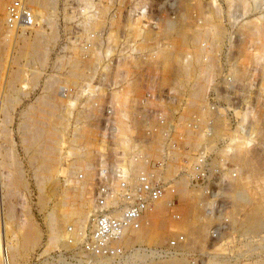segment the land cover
Here are the masks:
<instances>
[{
    "label": "rangeland",
    "instance_id": "obj_1",
    "mask_svg": "<svg viewBox=\"0 0 264 264\" xmlns=\"http://www.w3.org/2000/svg\"><path fill=\"white\" fill-rule=\"evenodd\" d=\"M10 1L6 0V7ZM54 2H39L31 6L35 17L33 22L36 24H32L33 28L27 25L30 28L25 32V38L30 41L41 38L42 45L47 48L42 60L36 58L30 61L22 56L24 41L20 39L14 44L13 35L7 34L3 27L6 7L0 15L1 71L9 69L11 74L22 72L23 83L17 86L25 84L20 91L27 92V95L20 93V101L14 109L10 124V140L13 139L26 175V190L18 188L12 197L15 212L12 226L24 231L28 224L33 223L40 231L38 245L28 252L24 260L15 264H60L61 259L71 264L80 263V258H75L74 253L83 239L65 248L57 245L49 238L51 224L48 217L57 208L58 199L69 201L71 207L83 209L91 216L90 209L98 194L94 183L100 165L97 167L96 161L103 148L106 153L112 151L117 156H120L121 151L128 153L131 162L129 169L136 166L133 168L136 174L145 170L152 171L157 177L152 179L162 188L160 195L163 199L168 198L165 214L172 222L164 231L162 244L136 243L128 247L129 252L143 246L153 251L150 256L157 255L156 259H167L177 254L186 257L191 264H213L214 257L218 260H238L245 264H259L263 261L264 250L253 252L247 249L264 245V232L258 237L242 232L238 223L248 206L245 208L241 203H236L232 194H228L227 187L233 188L237 184L251 197H256L258 190L264 189V0ZM205 18L209 19L208 23L203 21ZM171 21L173 26L169 24L167 27ZM217 27L223 31L222 39L219 40L213 34ZM200 48L202 55L197 56ZM185 64L187 67L191 64L188 77V74H184ZM202 66L207 69L200 75ZM197 68L199 76L196 75ZM191 87L196 88L193 89L195 92L199 89L197 97L190 93ZM62 88H65L66 97L60 94ZM48 93L52 99L44 97ZM48 102L52 103L49 105ZM39 103L44 106L40 104L38 110L36 107ZM32 105H35L33 111ZM27 109L34 122L38 120L41 127L42 124L45 127V124L46 130H51L52 135L59 140L55 144L58 158L55 162L58 164L54 162L57 172H54L55 192L52 194V183L40 186L39 172L35 169L39 170L38 162L31 163L29 160L33 149H26L25 156L21 136L17 131L21 113ZM112 117H115L117 129H120L117 135L119 139L111 135V123L108 121H114ZM51 123L62 126L58 125L54 127L58 130H54L50 128ZM134 139L137 145L133 143ZM74 147H81L80 151L84 153L78 156L79 159L76 158ZM136 153L140 155L138 159L142 164L136 161ZM142 155L146 156L143 158ZM213 159L220 161L214 163ZM117 166V162L112 164V168ZM113 172L117 173L114 169ZM180 177H185L188 183L187 200L176 189L175 181ZM66 187H70L69 200L62 199ZM76 187L79 189L75 190ZM100 187L101 184L98 185ZM48 191L51 195L42 206L39 198L43 193L48 194ZM195 193L197 196L194 197ZM193 200L202 204L209 203L207 210L211 218L207 220L208 216L205 215L201 220L206 224L204 242L197 244L193 250L176 249V243L186 239L189 227L186 230L187 227L177 221L180 219L171 218L172 212L180 211L182 216L187 204L190 206ZM69 203L66 202V205ZM202 209L205 211V208ZM89 238L84 240L82 247L90 246ZM81 261L85 263L86 259Z\"/></svg>",
    "mask_w": 264,
    "mask_h": 264
},
{
    "label": "bare ground",
    "instance_id": "obj_2",
    "mask_svg": "<svg viewBox=\"0 0 264 264\" xmlns=\"http://www.w3.org/2000/svg\"><path fill=\"white\" fill-rule=\"evenodd\" d=\"M18 0H11L9 4L6 5V0H0V15L4 12L5 8V16L2 19L3 20V27L6 29V33L9 35H13L14 39V44H16L20 39L24 41V47L25 50L22 51V56L30 59H39L42 60L44 59V55L46 54V49L44 48L45 46L42 45L40 41V37L38 39H35V41H30L29 39L25 38L26 37V29L30 28V26L22 24L12 25L10 24L11 22L8 21V15L10 14V10L12 6H14ZM46 3H54L55 0H19V2H22L24 5L23 8H27L32 12L33 16V8L31 7L35 3L39 2H45ZM122 1V0H121ZM8 3V2H7ZM47 3V4H48ZM44 4V3H42ZM36 7V6H35ZM42 8V7H41ZM51 8V7H50ZM40 9V8H38ZM36 9V10H38ZM53 9V8H52ZM41 11V10H40ZM49 11V10H48ZM50 12V11H49ZM205 12V11H204ZM47 13V12H46ZM202 13V12H201ZM206 13V12H205ZM38 16V13H36ZM35 14V15H36ZM213 14V13H212ZM40 15V14H39ZM46 16V14H45ZM44 16V17H45ZM2 18V17H0ZM116 18V17H114ZM210 18V17H209ZM33 21H35V17H32ZM111 19V18H110ZM109 19V20H110ZM201 19V18H200ZM1 20V19H0ZM113 20V19H112ZM132 20V19H131ZM130 20V21H131ZM208 18L203 21L208 23ZM5 22V23H4ZM37 22V21H36ZM170 22V21H168ZM200 22V21H199ZM210 22V21H209ZM35 23V22H33ZM32 23V24H33ZM172 23V24H171ZM168 23L170 26H173V22ZM2 24V23H1ZM6 24V25H4ZM31 24V25H32ZM36 24V23H35ZM34 24V25H35ZM38 24V22H37ZM206 24V23H205ZM210 24H214L211 23ZM217 25V24H216ZM220 25V24H219ZM218 25V26H219ZM2 26V25H1ZM38 26V25H37ZM51 26V25H50ZM33 28V25L31 26ZM35 27V26H34ZM40 27V25H39ZM38 27V28H39ZM125 27V26H124ZM137 27V26H136ZM1 27V29H4ZM37 29V28H36ZM54 29V28H53ZM56 29V28H55ZM110 29V28H109ZM118 29V28H117ZM243 29V28H242ZM260 29V28H259ZM122 30V29H121ZM258 30V29H257ZM35 31V30H34ZM51 31V30H50ZM31 32V31H30ZM42 31H40L41 33ZM54 32V31H53ZM129 32V31H128ZM150 32V31H149ZM203 32V31H202ZM261 32V31H260ZM39 33V32H38ZM201 34V32H198ZM6 34V36H7ZM123 34V33H122ZM129 34V33H127ZM133 34V32H132ZM207 34V33H206ZM214 38H218V40L222 37L223 31L217 27V31H215ZM37 35V34H35ZM35 35L33 36L32 39L35 38ZM40 35V34H39ZM130 35V34H129ZM203 35V33H202ZM225 35V34H224ZM41 36V35H40ZM46 36V35H45ZM51 36V35H50ZM123 36V35H122ZM200 36V35H198ZM10 37V36H9ZM28 37V36H27ZM37 37V36H36ZM54 36H52L53 38ZM11 38V37H10ZM51 38V39H52ZM113 38V37H112ZM196 38V37H195ZM27 39V40H26ZM56 39V38H55ZM93 39V37H92ZM115 39V38H114ZM132 39V38H131ZM135 39V38H134ZM222 39V38H221ZM97 40V39H96ZM196 40V39H194ZM200 40V39H199ZM43 41V40H42ZM127 41V40H126ZM95 42V41H94ZM196 42V41H195ZM223 42V41H222ZM8 43V42H7ZM47 44V43H45ZM96 44V43H95ZM198 44V43H196ZM4 45V44H3ZM27 45V47H26ZM125 45V44H124ZM127 45V44H126ZM21 46V45H20ZM139 46V44H138ZM213 46V45H212ZM219 46V45H218ZM23 47V48H24ZM109 47V46H108ZM128 47V46H127ZM1 48V47H0ZM97 48V47H96ZM95 48V49H96ZM107 48V47H106ZM19 49V48H18ZM210 49V48H209ZM215 49V47H214ZM21 50V49H20ZM90 50V49H89ZM120 50V49H119ZM19 51V50H18ZM93 51V50H92ZM95 52V50H94ZM7 53V52H6ZM202 55V49H198L197 56ZM1 56V54H0ZM191 56V55H190ZM20 58V57H18ZM62 58V57H61ZM205 58V57H204ZM208 58V57H207ZM124 59V58H123ZM135 59V58H134ZM185 59V58H184ZM198 58L197 60H199ZM213 59V58H212ZM1 60V59H0ZM69 59H67L68 61ZM78 60V59H77ZM196 60V61H197ZM32 61V60H30ZM44 61V60H43ZM122 61V60H121ZM129 61V60H128ZM34 62V61H33ZM56 62V60H55ZM120 62V61H119ZM190 62V61H189ZM212 62V61H211ZM18 63V62H17ZM74 63V61L72 62ZM71 63V64H72ZM125 63V62H124ZM12 64V63H11ZM27 64V63H26ZM25 64V65H26ZM35 64V63H34ZM119 64V63H118ZM123 64V62H122ZM128 64V63H127ZM199 64H201L199 62ZM231 64V63H230ZM3 65V64H2ZM6 65V64H5ZM191 65V64H190ZM189 67L186 66L185 64V72L187 77L190 75L191 71V66ZM209 65V64H208ZM11 66V65H10ZM137 66V65H136ZM235 66V65H234ZM3 66L0 65V264H15L17 261L24 260L26 258V255L28 252L34 248L36 245H38L40 241V231L38 228L35 226V224L30 223L28 224L23 230H18L16 228H13L12 223L14 222V211H13V203H12V197L14 196L16 190L18 191V188H22L26 190V175L24 172V165L22 159H20V156L16 152V149L14 148V142L10 140V132H11V127L10 124L12 122V114L14 112V109L16 108V105L20 101V93L21 88L17 86L18 83L23 81L22 72H16V73H10L11 71L6 70L5 72L1 71ZM18 67V66H17ZM74 67V66H73ZM77 67V66H76ZM109 67V66H108ZM168 68V67H167ZM183 68V66H182ZM209 68V67H208ZM235 68V67H234ZM12 69V68H11ZM88 69V68H87ZM105 69V68H104ZM103 69V70H104ZM204 69L206 70L207 67L202 66L201 68V73L204 72ZM213 69V68H212ZM21 70V69H20ZM19 70V71H20ZM24 70V69H23ZM106 70V69H105ZM235 70V69H234ZM233 70V71H234ZM238 70V68H237ZM30 71V70H29ZM38 71V70H37ZM171 71V70H170ZM179 71V70H178ZM212 71V70H211ZM232 71V72H233ZM74 72V71H72ZM115 72V71H114ZM123 72V71H122ZM200 71H196V75L199 76ZM132 73V72H131ZM194 73V72H193ZM207 73V72H206ZM236 73V72H235ZM36 74V73H35ZM34 74V75H35ZM103 74V73H102ZM108 74V73H107ZM219 74V73H217ZM234 74V73H233ZM26 75V74H25ZM38 75V73H37ZM74 75V74H73ZM185 75V76H186ZM193 75V74H192ZM76 76V75H75ZM80 76V75H79ZM141 76V75H140ZM181 76V75H180ZM196 76V77H198ZM206 76V75H205ZM210 76V75H209ZM36 77V76H35ZM195 77V79H197ZM203 77V76H202ZM235 77V76H234ZM34 78V77H33ZM55 78V77H54ZM81 78V77H80ZM145 78V77H144ZM240 78V77H238ZM214 79V78H213ZM236 79V77H235ZM31 80V79H30ZM26 80L24 79V82ZM65 81V80H64ZM234 81V80H232ZM34 82V79H33ZM38 82V81H37ZM56 82V81H55ZM23 83V82H22ZM51 83V82H50ZM113 83V82H112ZM111 83V84H112ZM135 83V82H134ZM179 83V82H178ZM36 84V83H35ZM34 84V85H35ZM102 84V83H101ZM100 84V85H101ZM127 84V83H126ZM150 84V83H149ZM187 84V83H186ZM33 85V84H32ZM52 85V84H51ZM51 85L49 87H51ZM194 85V83H193ZM197 85V84H196ZM36 86V85H35ZM53 86V85H52ZM104 86V85H103ZM192 86V85H191ZM47 87V86H46ZM47 87V88H49ZM195 87V86H194ZM201 86H199L200 89ZM26 88V86H25ZM24 88V89H25ZM45 88V87H44ZM49 91V89H47ZM54 88V86L52 87ZM128 88V87H127ZM132 88V87H131ZM184 88V87H183ZM192 88V87H191ZM197 88V86H196ZM196 88H192L190 93L194 94V97H197L199 95V89L195 92ZM23 89V90H24ZM57 90V88H55ZM120 89V88H119ZM189 89V88H188ZM28 90V89H26ZM126 90V89H125ZM129 90V88H128ZM177 90V89H176ZM203 90V89H202ZM58 91V90H57ZM171 91V90H170ZM201 91V90H200ZM52 92V91H51ZM55 92V91H53ZM27 93V92H26ZM26 93H23L24 95H27ZM22 94V95H23ZM53 94V93H51ZM60 94L63 97H66V91L65 88H62L60 91ZM69 94V93H68ZM81 94V93H80ZM180 94V93H179ZM54 95V94H53ZM76 95V94H74ZM115 95V94H114ZM44 96V95H42ZM41 96V97H42ZM52 95L44 96V97H50ZM125 96V95H124ZM23 97V96H22ZM61 97V96H60ZM105 97V96H104ZM126 97V96H125ZM190 97V96H188ZM192 97V96H191ZM193 97V98H194ZM39 98V97H38ZM52 99V97H50ZM181 98V97H180ZM205 98V97H204ZM45 99V98H43ZM56 100V98H54ZM63 99V98H62ZM119 99V98H118ZM126 99V98H125ZM93 100V99H92ZM131 100V99H130ZM178 100V99H177ZM182 100V99H180ZM41 101V98H40ZM152 101V100H151ZM193 101V100H192ZM39 102V101H38ZM44 102V101H43ZM118 102V101H117ZM153 102V101H152ZM46 100L45 103L46 104ZM49 105L52 102H48ZM74 103V102H73ZM121 103V102H120ZM33 104V103H31ZM35 104V103H34ZM42 105L43 103H39L36 109L39 110V105ZM43 104V106H44ZM55 104V103H54ZM90 104V103H89ZM205 105V104H204ZM29 106V105H28ZM31 106V105H30ZM35 105H32V110L35 108L33 107ZM59 106V105H58ZM62 106V105H61ZM116 106V105H115ZM118 106V105H117ZM116 106V107H117ZM159 106V105H158ZM178 106V105H177ZM194 107V106H193ZM202 107V106H201ZM47 108V107H46ZM142 108V107H141ZM159 108V107H158ZM184 108V107H183ZM29 109L22 111L21 113V121L17 123V131L20 134L21 138V144H23V149L25 152L26 156V149H33V153L29 155V160L31 163H35L36 161L38 162V169L36 171L39 172V179L38 181L40 182V186H44L48 183H52V187L50 188L51 194L55 192L54 190V184H55V177H54V172L56 171L54 162L56 160V147L55 144L57 141H59L56 136H53V132L49 129L46 130V125L44 124L45 127H42L39 125V121L36 118V122L32 120L30 117L31 113ZM189 109V108H188ZM216 109V108H215ZM35 110V109H34ZM37 110V111H38ZM117 110V109H116ZM28 112V115L27 113ZM104 112V111H103ZM35 113V111L33 112ZM32 113V114H33ZM82 113V112H81ZM115 114V112H113ZM124 113V112H123ZM16 114V113H15ZM93 114V113H92ZM122 114V113H121ZM123 115V114H122ZM157 115V114H156ZM183 115V114H182ZM35 116V115H34ZM60 116V115H59ZM204 116V115H203ZM29 117L31 119H29ZM36 117V116H35ZM105 117V116H104ZM125 117V115H124ZM152 117V116H151ZM155 117V116H154ZM165 117V116H164ZM222 117V116H221ZM63 118V117H62ZM61 118V119H62ZM120 118V117H119ZM156 118V117H155ZM154 118V119H155ZM59 119V118H58ZM65 119V118H64ZM114 121L109 120L108 122L111 123L109 127L112 128L111 130V135L113 136L114 139H119L118 132L119 130L117 129V124L115 117H112ZM123 119V118H122ZM181 119V117H180ZM194 119V118H193ZM57 120V119H56ZM55 120V121H56ZM127 120V119H126ZM160 120V119H159ZM33 121V122H32ZM54 122V121H53ZM66 122V121H65ZM90 122V121H89ZM120 122V121H119ZM125 122V121H124ZM151 122V121H150ZM205 122V121H204ZM43 123V122H42ZM57 123V122H56ZM61 123V122H59ZM63 123V121H62ZM61 123V124H62ZM216 123V121H215ZM61 124H57L61 125ZM96 124V123H95ZM191 124V123H190ZM15 125V126H16ZM119 125V124H118ZM162 125V124H161ZM186 125V122H185ZM54 126V123H51L50 128H56ZM62 126V125H61ZM60 126V127H61ZM88 126V125H87ZM97 126V125H96ZM137 126V125H136ZM140 126V125H139ZM145 127V126H144ZM162 127V126H161ZM160 127V128H161ZM16 128V127H15ZM52 128V129H53ZM54 130H58L55 129ZM64 128V126H63ZM139 128V127H138ZM150 129V128H149ZM16 130V129H15ZM78 130V129H77ZM83 130V129H82ZM60 132V131H59ZM166 132V131H165ZM58 133V132H57ZM57 133H54L55 135ZM203 133V132H202ZM17 134V133H16ZM140 135V134H139ZM158 135V134H157ZM216 135V133H215ZM38 136V137H37ZM138 136V135H137ZM141 136V135H140ZM213 136V135H211ZM175 137V136H174ZM173 137V138H174ZM138 138V137H136ZM16 139V138H15ZM122 139V138H120ZM139 139V138H138ZM207 139V138H206ZM213 139V138H212ZM97 140V139H96ZM108 140V139H107ZM129 141V139H127ZM133 142L134 144L136 143V139ZM153 140V139H152ZM159 141V139H158ZM158 141H156L158 143ZM209 141V140H208ZM99 145H100V140H98ZM115 142V141H114ZM123 142V140H122ZM153 142V141H152ZM181 142V141H180ZM4 143H7L4 145ZM121 143V142H120ZM209 143V142H208ZM110 144V143H109ZM113 144V143H112ZM119 145L118 143H116ZM134 144L132 145L134 147ZM153 144V143H152ZM183 144V143H182ZM190 144V143H189ZM201 144V142H200ZM210 144V143H209ZM7 145V146H6ZM58 145V144H57ZM137 145V144H135ZM192 145V144H191ZM197 145V143H196ZM102 147L105 145H101ZM128 146V145H127ZM125 145V147H127ZM152 146V145H151ZM180 146V145H179ZM195 146V145H194ZM82 147V146H81ZM80 147V148H81ZM147 147V146H146ZM156 147V146H155ZM162 147V146H161ZM181 147V146H180ZM202 147V146H201ZM79 147H74L75 150V155L77 156L76 158L79 159L80 156H83L84 153L80 151ZM113 148V146H112ZM136 148V147H135ZM159 148V147H158ZM227 148V147H226ZM100 149V148H99ZM145 149V148H144ZM160 149V148H159ZM202 149V148H201ZM113 150V149H112ZM140 150V149H139ZM170 151V150H169ZM174 151V150H173ZM224 151V150H223ZM156 152V151H155ZM158 152V151H157ZM156 152V153H157ZM35 153V155H34ZM87 153V152H86ZM104 148L102 149L101 152H99L97 156V180L95 181V185L97 187L95 189L100 190L98 188V185L102 183V180L105 181V183H102V186H104L107 190L106 193H110L106 197L102 194L101 197L100 195L96 197V202L93 203L94 206H91L92 208L90 209L91 216H88L86 212L80 210L79 208H74L70 206L69 201H62L61 199H58L59 201L57 202V208L53 210L50 214L49 220H50V233L52 241L57 243V245L64 246V248L67 246L71 245H76L74 243L78 242L80 239H83L81 242V245L78 246L77 244V251L74 253L75 258L78 256V259L80 263L76 264H191L186 257H179L176 255H172L167 259H163L162 257H156L157 255L150 256V253H153V251L148 250L146 248H143L142 245L143 243H152V244H162L163 242V234L164 231L169 223L172 221L170 220V217L168 218L165 214L166 211V206L168 203V198L163 199L162 195V188H160L158 183H156L153 179L156 177L155 174L151 171L145 170L142 173L135 172L133 168L135 169L136 166L133 168L129 169L130 166V158L128 157V153H124L121 151L120 156H117L115 153L111 151L105 154ZM113 153V155H112ZM146 153V152H145ZM177 153V152H176ZM205 153V152H204ZM37 154V156H36ZM74 154V153H73ZM133 154V153H132ZM175 154V153H174ZM224 154V153H223ZM243 154V153H242ZM97 155V154H96ZM241 155V154H240ZM239 155V156H240ZM79 156V157H78ZM134 156V154H133ZM140 155L138 153L135 154L136 161H140L142 164V161L138 159ZM146 155H142L144 158ZM103 157V159H101ZM153 157V156H152ZM155 157V156H154ZM221 157V156H220ZM111 158V159H110ZM129 158V159H128ZM134 158V157H133ZM134 158V159H135ZM160 158V157H159ZM163 158V157H162ZM199 157H197L198 159ZM81 159V158H80ZM173 159V158H172ZM223 159V158H222ZM24 160V159H23ZM58 160V158H57ZM56 160V161H57ZM77 159H75L76 161ZM147 160V159H146ZM145 160V161H146ZM214 163L218 161L217 159H213ZM78 161V160H77ZM133 161V160H132ZM134 161V162H136ZM144 161V160H143ZM117 162V167L112 168V164ZM140 162H138L140 164ZM203 162V161H202ZM57 163V162H55ZM172 163V162H171ZM58 164V163H57ZM138 164V165H139ZM154 164V163H153ZM131 165V164H130ZM174 165V164H173ZM213 165V164H211ZM36 166V165H35ZM58 166V165H57ZM56 166V167H57ZM152 166V165H151ZM146 167V166H144ZM176 167V166H175ZM194 167V166H193ZM213 168V167H212ZM113 169L117 172L114 174ZM142 169V168H141ZM171 169V168H170ZM256 169V168H255ZM58 170V167H57ZM157 170V169H156ZM189 170V169H188ZM96 171V170H95ZM136 171H138L136 169ZM147 171V172H146ZM57 172V171H56ZM76 172V171H75ZM158 172V171H157ZM171 172V171H170ZM174 172V171H173ZM99 173V174H98ZM154 174V176L152 174ZM38 174V173H37ZM67 175V174H66ZM227 175V173L225 174ZM142 176L145 177L146 180V187H144L145 192L143 194V197L145 198V203L147 204L146 207L141 211V213L137 216H135L134 219L128 218L126 219L123 224H121V227H110L109 231L114 232V236L108 235L107 237L105 236H100L99 239L106 244L107 246V252L101 251L97 252L91 249L84 248L82 247V244L84 243V240L87 239V237H90L92 240L96 237V234L100 231L98 228L99 225L97 224L99 220V211L102 210V213L107 210L106 213H104L105 217L112 216L113 218L116 219L120 218L123 219V216L121 215L122 209L126 207V204H130L134 199L127 193V190H134V187L136 188L138 185H140L141 178ZM170 176V175H169ZM75 177V176H74ZM82 177V176H81ZM159 177V176H158ZM161 177V176H160ZM83 178V177H82ZM153 178V179H152ZM157 178V177H156ZM95 179V178H94ZM143 179V178H142ZM69 180V179H68ZM72 180V178H71ZM122 181H125L126 183H130L129 189L124 188L121 186ZM144 181V180H143ZM81 184V183H80ZM138 184V185H137ZM187 182L185 177H180L179 180L175 181L176 189L178 192H180L183 195V199L187 198V195L189 194L188 189H187ZM70 185V184H69ZM76 186V185H75ZM81 187L82 185H77ZM235 186V187H234ZM232 187H227L228 189V194H232L234 200L236 203L244 206H248V210L244 214L243 218L240 219V222L238 223L239 226L241 227L242 232L244 234L250 235L252 237H258L260 236L261 233L264 232V223H263V216H264V189H260L257 192L256 197H251L248 195L247 191L240 186H237L235 184ZM50 187V186H49ZM79 187H76L75 190L79 189ZM163 187V185H161ZM174 187V186H173ZM48 188V187H47ZM72 188V187H71ZM150 189L149 191L147 189ZM201 189V188H200ZM73 190V189H72ZM176 190V191H177ZM202 190V189H201ZM175 191V192H176ZM42 192V190H41ZM46 192V191H45ZM50 192L48 191V194L43 193L41 195L40 202L43 204L46 203ZM70 192V187H66L64 190V195L62 199L70 197L69 194ZM151 193L152 196L157 195L156 198H149L148 195ZM55 194V193H54ZM53 194V195H54ZM94 194V193H93ZM172 194V192H171ZM196 194V193H195ZM23 195V194H22ZM164 195V194H163ZM180 195V194H179ZM63 196V195H62ZM72 196V195H71ZM167 196V195H166ZM194 197L197 196L193 195ZM192 196V197H193ZM82 197V196H81ZM95 197V196H94ZM164 197V196H163ZM168 197V196H167ZM51 198V197H50ZM61 198V197H60ZM77 198V197H76ZM103 199L102 202L100 200ZM182 199V196H181ZM69 200V198H68ZM187 200V199H185ZM49 201V200H48ZM57 201V200H56ZM200 201V200H198ZM39 202V203H40ZM66 202L69 203V205H66ZM177 202V201H176ZM186 202V201H184ZM183 202V203H184ZM194 203H189L190 206L187 204L186 209L184 210L183 215L181 216L180 211L177 212L174 211L172 212V217L174 219H180L177 221H181L184 226L187 227L186 230H188L189 227V233L186 236V239L184 238L181 241H178L175 245V248L181 249V250H188L195 248L197 244H202L204 242V234H205V229L203 222H201L202 218L206 216L207 220H210L211 214L207 210V204H202L200 202L192 201ZM235 203V204H236ZM41 204V205H42ZM44 204L42 206H44ZM170 204V203H169ZM72 205V204H71ZM184 205V204H183ZM203 205V207H202ZM171 206V205H170ZM169 208V207H168ZM202 208H205V211H203ZM238 209V208H237ZM245 210V209H244ZM204 212V213H203ZM78 216V217H76ZM89 217V218H88ZM23 218V217H22ZM173 219V220H174ZM28 221V220H27ZM67 221V222H66ZM68 222H71L70 224H66ZM81 222V224H80ZM26 223V222H25ZM22 224V223H21ZM64 224H66L64 226ZM24 225V224H23ZM86 226H89L88 232H86L87 228ZM22 227V226H21ZM64 227V229H62ZM49 233V234H50ZM166 233V232H165ZM66 236L68 238H66ZM249 236V237H250ZM181 237V236H180ZM89 238V239H90ZM166 238V237H165ZM96 239V238H95ZM253 239V238H252ZM51 243V240L49 244ZM136 243L140 244L139 248H134L131 252L128 251V247L134 246ZM150 245V244H149ZM170 245V244H169ZM124 247V249H123ZM133 248V247H131ZM130 249V248H129ZM152 249V248H151ZM46 250V249H45ZM50 250V249H49ZM125 250V252H124ZM127 250V251H126ZM193 250V249H192ZM251 250L253 252H256V250L263 251L264 250V245H260L257 247H252L247 249ZM47 251V250H46ZM156 252V251H155ZM173 253V252H172ZM178 253V252H176ZM181 253V252H180ZM179 253V254H180ZM183 253V252H182ZM187 253V252H186ZM171 254V253H170ZM175 254V253H173ZM259 254V253H258ZM262 254V252H261ZM259 254V255H261ZM264 254V251H263ZM250 255V254H249ZM252 256L253 253L251 254ZM229 256V255H228ZM231 256V255H230ZM234 256V255H233ZM240 256H242L240 254ZM240 256H235V258H239ZM256 256V255H255ZM264 256V255H263ZM167 257V256H166ZM226 257V255L224 256ZM247 257V256H246ZM229 258V257H228ZM82 259H86V262L83 263L81 261ZM213 264H245L242 263V261H232L230 259H225V260H218L216 257L213 258ZM236 260V259H234ZM18 263V262H17ZM58 264V263H57ZM60 264H71L70 262L61 259ZM259 264H264V260L261 261Z\"/></svg>",
    "mask_w": 264,
    "mask_h": 264
},
{
    "label": "built area",
    "instance_id": "obj_3",
    "mask_svg": "<svg viewBox=\"0 0 264 264\" xmlns=\"http://www.w3.org/2000/svg\"><path fill=\"white\" fill-rule=\"evenodd\" d=\"M16 4L14 6H12L11 10H10V14L8 15V21L11 22L10 24L14 25H18L20 24L22 26V24L24 25H31L33 23V19H32V12L30 10H28L27 8H23L24 5L22 4V2L16 1ZM143 178V179H142ZM141 178V182L140 185H138L136 188L134 187V190H130L129 187L130 185L127 184L125 181H122L121 186H123L124 188H127L129 190H127V193L134 199L130 204H126V207L122 209L121 215L124 218L120 219V218H113L112 216H108L105 217L104 213L102 212H98L100 214L99 215V220L97 222V224L99 225V229L100 231L96 234V239L94 238V240H92L91 238L89 239L90 242L88 243L90 246L87 249H91L97 252H107V246L105 243H103L99 237L100 236H105L107 237L108 235L114 236V232L113 231H109V228L114 226V227H121V224H123V222L128 219V218H132L134 219L135 216L139 215L141 213V211L146 207V203H145V198L143 197V194L145 192L144 187L147 188L146 186V180L145 177L142 176ZM144 180V181H143ZM102 183H105L104 180H102ZM101 183V187L100 190H98V196L100 194L104 195L105 197L107 195H109L110 193H106L107 190L104 186H102ZM148 191L150 190L149 188L147 189ZM101 197V195H100ZM149 198H156L157 195L152 196L151 193H149L148 195ZM103 199L100 200V202H102ZM112 225V226H111Z\"/></svg>",
    "mask_w": 264,
    "mask_h": 264
}]
</instances>
